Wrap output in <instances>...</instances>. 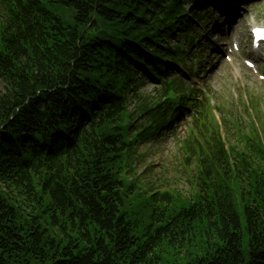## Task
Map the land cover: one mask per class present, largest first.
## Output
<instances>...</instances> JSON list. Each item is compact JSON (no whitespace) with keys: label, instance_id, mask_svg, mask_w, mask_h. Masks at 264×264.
I'll return each mask as SVG.
<instances>
[{"label":"trees","instance_id":"16d2710c","mask_svg":"<svg viewBox=\"0 0 264 264\" xmlns=\"http://www.w3.org/2000/svg\"><path fill=\"white\" fill-rule=\"evenodd\" d=\"M187 1L0 0V264H264L259 137L238 124L227 148L204 108L184 142L188 195L138 173L139 141L198 109Z\"/></svg>","mask_w":264,"mask_h":264},{"label":"rangeland","instance_id":"374dc122","mask_svg":"<svg viewBox=\"0 0 264 264\" xmlns=\"http://www.w3.org/2000/svg\"><path fill=\"white\" fill-rule=\"evenodd\" d=\"M240 7L238 10L239 15L242 16L241 20H237L235 23L231 21H225L224 15L221 14L220 10L214 9L212 11L214 18L212 34L210 35V49L208 50L207 59L201 69V78H193L187 81L188 87L191 84H195L198 88H202L203 91L211 92V95L221 111L216 113L217 119L220 125H222V115L229 111L231 118H228L229 124L233 127V121L238 122L249 128L251 121L256 125L257 116L259 112L261 118H264V82L258 77L254 76L249 70H247L243 61L239 56L233 59L232 63L226 61L225 56L229 54L230 46L233 37L242 35V47L248 54L249 49L246 46L248 25L253 22L258 24H264V0H251L247 2V5H237ZM191 8V7H189ZM69 19V18H68ZM229 26L230 30L228 29ZM210 67V68H208ZM264 69V65H263ZM0 89H3V85L0 83ZM143 96H150L157 98L155 94V85L147 82L142 78V86L139 89ZM238 96V97H237ZM252 101V105H251ZM254 104V105H253ZM257 106L254 109V106ZM130 110L135 111V104H132ZM190 121H191V117ZM176 121L177 130L175 132L161 133V138L149 144L152 140L141 139L139 144L138 163H141L139 173L147 168L148 166L155 168V171L151 177V183L156 190L163 191L167 189H178L185 195H188V191L191 188L189 184V175L195 173V160L190 161V170L184 171L181 167L185 153L182 151V143L186 141L190 136L189 126L182 124L181 127ZM258 129V128H257ZM262 132H249L245 136L257 142V138L264 143V126L261 125ZM248 132V130H246ZM236 132H227L222 129L221 135L229 142L241 148V143L236 141ZM228 144V143H227ZM141 150V151H140ZM187 156V155H186ZM189 176V177H188ZM241 213V209L239 208Z\"/></svg>","mask_w":264,"mask_h":264}]
</instances>
